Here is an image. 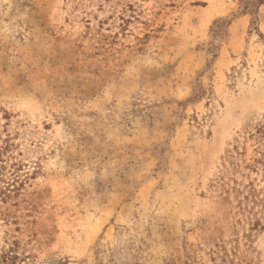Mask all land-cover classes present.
Instances as JSON below:
<instances>
[{
  "label": "rangeland",
  "instance_id": "rangeland-1",
  "mask_svg": "<svg viewBox=\"0 0 264 264\" xmlns=\"http://www.w3.org/2000/svg\"><path fill=\"white\" fill-rule=\"evenodd\" d=\"M238 7L0 0V144L40 168L2 205L19 231L0 219V249L14 236L34 264H264V195L222 185L249 181L223 162L264 115V4L262 40Z\"/></svg>",
  "mask_w": 264,
  "mask_h": 264
},
{
  "label": "trees",
  "instance_id": "trees-1",
  "mask_svg": "<svg viewBox=\"0 0 264 264\" xmlns=\"http://www.w3.org/2000/svg\"><path fill=\"white\" fill-rule=\"evenodd\" d=\"M263 4L264 0H239L238 7L239 14L248 15L251 18L249 34L253 32L261 40L263 35L258 30V11ZM219 22L224 21L219 20ZM262 43L264 44L263 41ZM262 55L261 66L264 69V50ZM242 66H245V62ZM241 139L242 141H237L231 151H227L223 169L230 170L232 175L244 171L242 177L249 181L246 184H239L236 179H232L233 187L228 183H222V185L226 195L235 193L237 196L241 195L243 200H247L246 202L256 204L260 200L259 197L264 195V115L250 126ZM9 141L10 139L7 138L0 144V219L6 225L15 226L16 232L19 231L17 219L10 218L4 210L2 211V205L19 197L27 182L39 174L40 168L38 166L31 172H23L25 165L18 157L20 154H13L15 147ZM248 149H250L249 155ZM252 176H254L253 179ZM223 178L222 174L219 180L222 181ZM238 204L241 206L242 201ZM26 246L14 236L5 239L0 249V264H34V255L27 250ZM64 264L68 262L65 261Z\"/></svg>",
  "mask_w": 264,
  "mask_h": 264
}]
</instances>
